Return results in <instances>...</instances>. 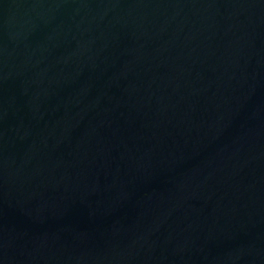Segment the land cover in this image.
<instances>
[{"label":"water","instance_id":"water-1","mask_svg":"<svg viewBox=\"0 0 264 264\" xmlns=\"http://www.w3.org/2000/svg\"><path fill=\"white\" fill-rule=\"evenodd\" d=\"M0 264H264V0H0Z\"/></svg>","mask_w":264,"mask_h":264}]
</instances>
